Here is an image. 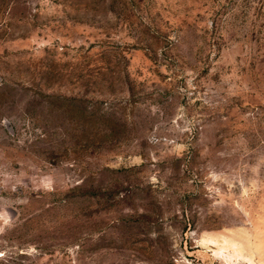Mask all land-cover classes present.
<instances>
[{
	"label": "rangeland",
	"instance_id": "374dc122",
	"mask_svg": "<svg viewBox=\"0 0 264 264\" xmlns=\"http://www.w3.org/2000/svg\"><path fill=\"white\" fill-rule=\"evenodd\" d=\"M0 264H264V0H0Z\"/></svg>",
	"mask_w": 264,
	"mask_h": 264
}]
</instances>
